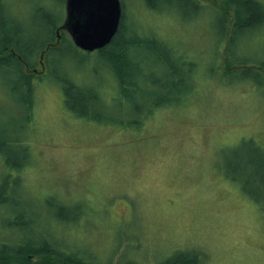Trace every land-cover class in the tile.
Returning <instances> with one entry per match:
<instances>
[{
    "label": "rangeland",
    "instance_id": "374dc122",
    "mask_svg": "<svg viewBox=\"0 0 264 264\" xmlns=\"http://www.w3.org/2000/svg\"><path fill=\"white\" fill-rule=\"evenodd\" d=\"M11 1L23 24L32 28L28 0ZM121 1L130 25L162 39L191 65V75L181 72L186 80L178 87L181 99L155 111L142 130L119 131L75 117L64 106L58 85L38 83L30 136L13 133L18 141L26 140L36 158L24 173L29 199L41 203L42 212L51 195L69 206L84 208L86 203L90 216L85 222L70 226L63 237L62 231L53 232L67 247H90L103 256L102 264L117 235L133 245L143 262L188 252L198 254L200 264H264V211L253 198L262 195L264 182L260 186L250 178L260 175L264 161V76L248 66L264 62V27L238 34L228 63L219 0L216 7L201 3L196 9L181 0L179 11L177 0L161 1L167 13L149 11L146 0ZM55 9L63 12L62 0H56ZM67 61L77 81L91 87L96 79L107 78L106 93L114 95V81L98 74L95 54L87 61L76 52ZM226 63L237 68L225 70ZM148 71L160 77L154 66ZM4 83L0 126L22 114ZM119 254L111 264H123Z\"/></svg>",
    "mask_w": 264,
    "mask_h": 264
},
{
    "label": "trees",
    "instance_id": "16d2710c",
    "mask_svg": "<svg viewBox=\"0 0 264 264\" xmlns=\"http://www.w3.org/2000/svg\"><path fill=\"white\" fill-rule=\"evenodd\" d=\"M161 1L168 0H146L144 4L149 11L167 13L162 9ZM185 1L194 9L200 7L201 3L216 7V0ZM28 2L32 28L25 26L17 16L11 0H0V81L4 80L5 86L9 84V95L16 97L14 106L22 109L17 120L10 118L7 124L0 126V264H102L100 261L103 256L90 247H84L83 250L71 245L72 248L67 247L53 232L62 231L63 237L70 226L77 227L79 222H85L90 216V208L85 202L82 201L85 203L84 208L72 203L69 206L68 201L62 202L57 196L51 195L44 200L43 212L39 207L41 203L31 202L23 187L24 173L28 167L36 164V158L26 140L18 141L13 133H24L27 138L30 136L40 88L37 84L44 80L60 87L64 106L75 117L116 129L140 131L144 121L155 111L178 104L181 99L178 87L185 80L181 72L188 71L191 75L193 70L185 57L176 54L162 39L142 34L143 27L139 30L135 24L130 25L121 0L122 14L115 36L105 47L93 52L75 47L66 31L60 29L65 17V0H62L63 12L59 14L55 9L56 0ZM180 2L177 0V11L183 8ZM218 2L220 6L216 8L220 10L219 19L223 25L222 39H228L225 62L230 63L229 55L237 35L242 31L253 32L264 27V2ZM230 21L232 24L228 26ZM76 52L81 53L87 61L95 54L101 65L97 69L98 74L102 71L114 81L112 97L106 93L109 88L107 78L96 79L91 87L77 81L72 73L73 67L67 61ZM228 63L225 70L237 68L235 64ZM40 64L45 68L44 71L37 70ZM149 66L159 70V78L155 77L154 72L148 71ZM248 66L260 70L264 76V62ZM189 82L196 87L195 79ZM260 82H264V79H260ZM83 98L85 101L81 100ZM95 107L100 108L99 112H95ZM260 167V175L253 174L250 178L259 180L262 186V160ZM253 198L264 211V190L261 196ZM32 203L36 205L28 207ZM48 217L52 218L50 223L45 221ZM43 222H46V228L42 227ZM116 240V245L103 264H111L119 251L118 262L123 264H200L198 254L188 252H175L173 258L167 257L161 261L143 262L144 259L136 258L135 249L131 247L133 245L127 244V240L118 235Z\"/></svg>",
    "mask_w": 264,
    "mask_h": 264
},
{
    "label": "water",
    "instance_id": "95a60500",
    "mask_svg": "<svg viewBox=\"0 0 264 264\" xmlns=\"http://www.w3.org/2000/svg\"><path fill=\"white\" fill-rule=\"evenodd\" d=\"M65 30L75 47L93 52L115 36L122 14L119 0H65Z\"/></svg>",
    "mask_w": 264,
    "mask_h": 264
},
{
    "label": "bare ground",
    "instance_id": "6f19581e",
    "mask_svg": "<svg viewBox=\"0 0 264 264\" xmlns=\"http://www.w3.org/2000/svg\"><path fill=\"white\" fill-rule=\"evenodd\" d=\"M255 22H256V21H255ZM256 23H257V22H256ZM231 24H232V22L230 21V23H229V25H228V26H230ZM228 26H227V27H228Z\"/></svg>",
    "mask_w": 264,
    "mask_h": 264
}]
</instances>
